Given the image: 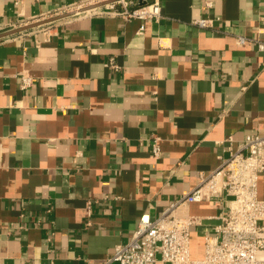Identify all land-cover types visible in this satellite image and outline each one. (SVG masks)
I'll return each instance as SVG.
<instances>
[{
	"label": "crops",
	"instance_id": "0c3cea01",
	"mask_svg": "<svg viewBox=\"0 0 264 264\" xmlns=\"http://www.w3.org/2000/svg\"><path fill=\"white\" fill-rule=\"evenodd\" d=\"M83 1L0 0V36L36 25L0 37V264H105L229 139L264 135V0H159L156 20Z\"/></svg>",
	"mask_w": 264,
	"mask_h": 264
},
{
	"label": "built area",
	"instance_id": "2783aa9c",
	"mask_svg": "<svg viewBox=\"0 0 264 264\" xmlns=\"http://www.w3.org/2000/svg\"><path fill=\"white\" fill-rule=\"evenodd\" d=\"M19 4L23 0H11ZM101 3L103 6L97 7ZM78 8L95 15H115L125 19L156 20L161 16L159 0L140 5L133 0H84ZM199 28L212 27L209 19L191 22ZM247 38L237 36L244 44ZM256 49L264 52V41H254ZM112 68L116 66L109 63ZM31 85L21 77V88ZM154 140L151 153L159 156ZM228 140L227 156L208 171H198V182L189 191L171 200L157 216L143 214L131 238L117 245L105 264H264V197H259V176L264 174V135L247 134L231 147ZM215 202L216 216L192 215L189 205ZM205 220L217 223L203 227ZM204 228V229H203ZM202 232V254L190 257V237Z\"/></svg>",
	"mask_w": 264,
	"mask_h": 264
},
{
	"label": "rangeland",
	"instance_id": "374dc122",
	"mask_svg": "<svg viewBox=\"0 0 264 264\" xmlns=\"http://www.w3.org/2000/svg\"><path fill=\"white\" fill-rule=\"evenodd\" d=\"M190 257L198 258L202 254V232L199 230L196 234L190 237Z\"/></svg>",
	"mask_w": 264,
	"mask_h": 264
},
{
	"label": "water",
	"instance_id": "95a60500",
	"mask_svg": "<svg viewBox=\"0 0 264 264\" xmlns=\"http://www.w3.org/2000/svg\"><path fill=\"white\" fill-rule=\"evenodd\" d=\"M104 4H106V3H101V4L97 5V7H99V6H103ZM144 4H145V2H144V3H140V5H144ZM34 26H36V25L26 26V27H24V28H20V29H17V30H12V31H10V32H8V33H6V34H2L1 36H6V35H9V34H14V33H17V32H19V31H22V30H25V29H27V28H31V27H34ZM1 36H0V37H1Z\"/></svg>",
	"mask_w": 264,
	"mask_h": 264
}]
</instances>
